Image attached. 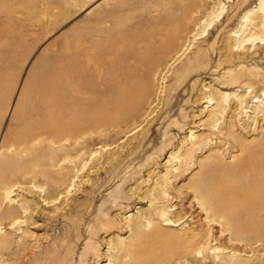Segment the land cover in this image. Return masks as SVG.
Masks as SVG:
<instances>
[{"label":"rangeland","instance_id":"obj_1","mask_svg":"<svg viewBox=\"0 0 264 264\" xmlns=\"http://www.w3.org/2000/svg\"><path fill=\"white\" fill-rule=\"evenodd\" d=\"M262 2L0 0V264H224L234 253L264 258V242L246 245L231 238V228L242 239L251 237L244 209L210 222L214 218H207L189 189L206 177L200 163L212 154L225 162L239 155L221 134L194 151L196 136L209 134L204 121L211 111L218 114L216 132L225 133L233 122L245 140H264V41L241 43L264 15ZM222 7L220 19L203 33L209 12ZM173 41L184 44L176 56L177 50H169ZM64 46L90 49L83 59L90 65L102 61L101 77L91 80L87 100L80 102L92 116L78 123L60 120L81 130L79 138L54 144L42 135L45 116L37 106L41 81L47 71L57 76ZM111 47L117 50L113 66L107 62ZM121 78L128 82L126 94L113 85ZM212 89L225 94L223 107L215 99L197 103ZM90 98L96 99L91 107ZM91 122L103 125L90 130ZM110 157L123 161L110 166ZM81 163L86 166L79 170ZM210 176L200 186L215 197L211 207L220 209L222 193L208 186ZM153 189L164 198L154 204L143 198ZM134 220L141 222L142 237ZM208 232L209 247L219 250L197 253ZM192 234L199 239H189Z\"/></svg>","mask_w":264,"mask_h":264},{"label":"bare ground","instance_id":"obj_2","mask_svg":"<svg viewBox=\"0 0 264 264\" xmlns=\"http://www.w3.org/2000/svg\"><path fill=\"white\" fill-rule=\"evenodd\" d=\"M262 3H264V2H262ZM219 4L221 6L222 2H220ZM238 6L239 7L236 9V12L234 11L235 13H237V10H240L243 7V4L241 3ZM218 11L219 10L215 11L212 9L209 12L208 19L205 21L206 23L205 24L203 23V27H202L203 33L206 32V27L212 25V23L214 21H216L217 19L218 20L220 19V16H222L221 11H224V8L223 7L221 8L220 13H217ZM155 17H157V16H155ZM257 18H259V22H257L254 25L256 30L254 31V33L250 32L246 37H244L242 39L241 43L251 42L252 44H254L256 41L257 42H259V41L263 42L264 41V15H258ZM229 19H231V17H229ZM202 20H203V18L198 19L196 22L197 25H201ZM147 21H148V19H147ZM152 31H154V30H152ZM98 32H102V31L98 30ZM144 32H147V31H144ZM148 32L151 33V31H148ZM165 32H166V30H165ZM93 33H94V31H93ZM199 34L200 33L195 34L194 38L196 36H198ZM174 41L172 42V45H170L169 50L170 49H173L172 51H174V49L177 50L176 53H174L176 56L177 54L182 52V48H183L184 44L182 45V48L177 47V45H175ZM185 43H186V41H185ZM142 46H143V44H142ZM78 47L77 48H71L70 50L68 49L67 46L63 47V51L61 52V55H60V61L58 63L59 68L57 70V76L52 77V72L47 71V73L45 74V77H43V80L41 81V83H42L41 84V89H42L41 99H42V101L38 102V106L35 104L38 107V110L40 111V113L45 116V121H44V123L41 124V127H40L41 131H44V133H42V135L43 134L48 135L50 138H52V141L54 144L55 143L60 144L59 142L63 141V139H65V138H67V140L79 138V136L82 132L81 130H76V129L67 127L68 125H66L65 122H63V123L60 122V120L64 119L65 121L70 120L72 122H77L79 119L83 118L86 115L92 116L90 113L93 112V111H87V114H86L85 110L82 109V107H81L82 103H80V102H83V101L85 102V99L87 100V98L84 97L85 96L84 94L86 92L85 88H87V85L91 82V80H93V81L99 80V78L101 77V72H100V70H98L97 66L98 65L100 66L102 61H100L99 59H96L94 61L93 65H90L89 64L90 61H84L83 58L85 56H88V54L90 53L91 50L90 49L86 50V51L85 50H79L80 47L79 48ZM227 48H228V52H230L229 54L231 55L232 45L228 44ZM118 49H119V47H118ZM111 50H113L112 53H110L109 56L107 57V62H108L109 66L110 65L113 66L112 64H114L116 61L115 56H116L117 50L115 47L112 48ZM156 57L158 58V56H156ZM196 57H198V56H196ZM196 57L194 56V59H197ZM171 59H172V57H171ZM169 60H170V58H169ZM159 61H160V58L156 59V61H153L152 64L158 63ZM107 62L105 59V64ZM169 63H170V61H169ZM196 63H195V65H196ZM182 66H184V65H182ZM194 69H195V66L193 65V66H191V68L185 70V73L188 74L189 72L194 71ZM163 72H164V70H163ZM124 78H125V75H124ZM124 78L120 79L121 82L118 81V83H119L118 85H116V83L113 85L115 87H117V89H122L121 92L126 94L128 91V89H127L128 88L127 87L128 82ZM141 78H143V77H141ZM131 85H132V83H131ZM90 92H92V91H90ZM176 99H177V97H176ZM204 99H210V100L215 99L217 102V105H219L220 107H223L224 101L226 100V96H225V94H222L219 91L212 89L211 91H209L207 93H201L200 96H198V98H197V103L200 101L202 102V100H204ZM95 104H96V99L90 98V100L87 103V106L91 107V106H94ZM190 104H191V102H190ZM240 105H241L240 110L243 111V109L245 107H243L242 103ZM235 106H236L235 111H237L238 105H235ZM100 107H98V109H100ZM146 107H149V105ZM155 109H157V108H155ZM100 116H101V114H100ZM128 116L130 117L129 114H128ZM143 116H144V114H143ZM217 116H218V114L216 112L211 111L209 116H208V119H206L204 121V126L209 128V134H201L199 136H196V141H195L196 144H195L194 151L197 150L196 148L198 145L201 149H203V146H204V144H206L207 141L212 140L213 136L221 134L223 137H227L228 140H230V142H232V144H233L232 148L235 149L237 151V153H239L238 156L233 157L234 161H232V162H225V159H223V156L220 154H212L209 157V159L207 158L208 159L207 162L200 163V168L202 170H204L205 173L207 174V175L204 174V176H206V177H203V178H207V176L209 174L211 175L210 178H213V180L208 182L209 183L208 186L211 185L212 191H214V192L217 191V192L222 193V197L220 196L221 197L220 200H218L219 196L217 199L219 201V203L221 204V206H220L221 208L215 209V208L211 207V203H213L212 199L215 197L212 198V196H211L212 193L209 192V189H207L208 187L205 188V187L200 186L204 181L203 178H201L199 181L194 183V186L189 187V189L192 190V192H194L195 198L198 200L199 204L207 212V214H208L207 218L208 219L214 218V219H211L210 222L211 221H218L219 218L225 219V220L232 219L235 216L236 210H238V209L243 210L244 209L243 219L247 222V224L249 223L248 224L249 227L250 226L252 227V228H250V231H249L251 234V237L246 238V239L243 237L244 239H242L239 232H234V230H233L234 228H231L230 232H231V238L232 239H235L236 241H242V242L245 241L246 245L258 244L260 242H264V140H262V142H258V141L257 142H253V141L249 142V141H247V139L245 140L244 138H242L245 135L243 133H238V131L235 130L236 126H234L233 122H230L227 125V129H226L225 133H224V130L222 128H219V131L216 132V130L214 129L215 128L214 124L218 120ZM149 117H147V118H149ZM130 119H131V117H130ZM106 123H108V122H106ZM106 123H104V124H106ZM102 125L103 124H100L97 122H95V123L91 122V125L89 126L91 128H89V129L95 130ZM126 125L127 124H125V126ZM110 126H112V125L110 124ZM110 126H108V127L110 128ZM105 129L107 130V128H105ZM133 130H134V127H133ZM126 134H127V132H126ZM39 135H41V134H39ZM192 136H190V139H192ZM115 137H118V136L115 135ZM88 138H90V137L88 136ZM91 139H93V137ZM81 140H83V139H81ZM90 140H88L89 143H90ZM77 142H76V144H77ZM105 142H112V141L107 140ZM92 143H93V141H92ZM105 147H106V145L104 146V148ZM133 149H135V148H133ZM72 152L73 151H71V153ZM78 153L76 155H78ZM86 153H89V156H90V155H92L93 151H90V149H89V150H87ZM192 153H193V151H189L185 154V156L189 157ZM68 154L71 156L70 153H68ZM68 154H67V156H68ZM101 156H103V155L101 154ZM177 157H178V155L173 156V160H176ZM67 159H72V157L68 156ZM118 159H119L118 157L116 159L110 157L107 159V164L110 166L113 163L120 165V163H122L123 160L118 162L119 161ZM207 159L205 158L204 160H207ZM84 166H86V163H84V164L81 163L80 166L78 167V169L81 170V169L85 168ZM69 174L70 173H68V175ZM201 181H202V183H201ZM161 183L165 184L166 181H164V183L162 181H160L159 184H161ZM9 190L10 191L12 190L11 187ZM156 191H158V189L146 191L147 194L143 198L144 199L149 198V200L152 204H154L155 201H161L162 199H164L163 196L161 195L160 191L158 193H156ZM9 194H10V192H6L4 194V197H6L8 199ZM155 211H156V208H155ZM155 215H154V213H151L150 216H155ZM157 215H158V213H157ZM19 217H18V219H20ZM15 224H16L15 221H13L11 223V225H15ZM220 224H222L223 226L225 225L223 222H220ZM131 225L133 226L134 230L138 232L139 237L140 236L142 237L144 235L140 231L141 222L139 220H134ZM208 236H209V232H208V235H205V237L202 236V238L206 239V240H203L200 238L201 240L204 241V246L197 249V251L196 250H194V251H196L197 253H200V252H203L204 249L205 250L207 249V252L209 253V251L212 250V248L214 251L219 250L218 247H215V248L209 247V245L212 242H210L208 240V238H207ZM189 239L198 240L199 238H197V234H195V235L192 234L191 236H189ZM247 239H249V240H247ZM216 257H219V255L218 254L215 255V258ZM255 263L264 264V258L261 257L259 259L252 261V260H249L246 258L243 259L241 256H236V253H234L231 255V258L228 261H226V263H224V264H255Z\"/></svg>","mask_w":264,"mask_h":264}]
</instances>
